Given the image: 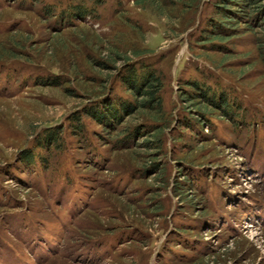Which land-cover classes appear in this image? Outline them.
<instances>
[{
  "label": "rangeland",
  "instance_id": "1",
  "mask_svg": "<svg viewBox=\"0 0 264 264\" xmlns=\"http://www.w3.org/2000/svg\"><path fill=\"white\" fill-rule=\"evenodd\" d=\"M200 1L0 0V264H264V29L208 43ZM129 60L162 114L100 123Z\"/></svg>",
  "mask_w": 264,
  "mask_h": 264
},
{
  "label": "trees",
  "instance_id": "2",
  "mask_svg": "<svg viewBox=\"0 0 264 264\" xmlns=\"http://www.w3.org/2000/svg\"><path fill=\"white\" fill-rule=\"evenodd\" d=\"M214 6L215 15L221 19L216 18V21L211 24V31L202 35L208 43L226 41L235 37L236 34L239 35L240 32H252L259 27L264 29V0H216ZM82 10L81 8H77L76 12L80 13ZM80 16H85V14L80 13ZM240 24H244V26L239 27ZM127 62L123 68L126 70L127 75L122 78V81L134 97V100L121 103L118 109L114 105H107L102 111L97 108L93 109L95 111L90 112V114L100 123L116 124L121 119V113L127 116L136 115L141 112H149L156 115L162 114L163 100L161 92L163 90V78L160 73L143 64V72L141 75H138L135 64L137 62H132L131 60ZM123 69L119 70L120 73L123 72ZM194 88L195 91L200 92L197 86ZM208 93L209 89H206L205 93L201 92V94H204L200 97L203 99L204 104H199L202 106L203 111L221 110L227 113L236 112L235 105L224 95L218 96L215 94L210 97ZM187 101L191 103L195 101V97H189ZM81 128L82 125H80L79 129ZM145 129L144 132L148 137L156 135L159 138V134L162 132L159 127H146ZM59 133L60 131L56 129L49 132V142L52 141L58 144L60 142ZM157 140L161 145L160 138ZM160 145L157 147L156 141L151 137L144 141L143 147L145 150L152 151L160 148ZM30 157L32 158L31 155ZM151 169L156 174L161 170L157 163Z\"/></svg>",
  "mask_w": 264,
  "mask_h": 264
}]
</instances>
